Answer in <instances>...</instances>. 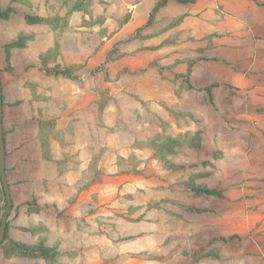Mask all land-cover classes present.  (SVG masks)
<instances>
[{
    "label": "crops",
    "instance_id": "crops-1",
    "mask_svg": "<svg viewBox=\"0 0 264 264\" xmlns=\"http://www.w3.org/2000/svg\"><path fill=\"white\" fill-rule=\"evenodd\" d=\"M101 1L108 13V8H118L123 16L118 20V15L111 18V14H105L104 24H117L115 32L106 35H127L125 40L131 43L130 54L121 65L111 63L115 72L121 66L126 68L124 94L106 93L108 85H113L111 72L107 71L110 64L100 70L94 66L97 52L86 47L79 35V9L67 22V28L78 29L73 32L77 35H64L61 1L52 7L49 0H32L27 14L40 19L41 34L26 35L23 43L11 46L9 71L5 72L8 104H13L18 123L23 122L25 136L24 144L18 145V164L28 170L19 177L22 185L18 194L20 202L23 197L27 205H15L26 217L25 224L16 227L17 232L27 236H20L19 242L32 243L41 235L44 238L39 241L48 249L63 248L72 242L74 256L75 233L78 237L80 232L76 222L82 221L90 230L98 206L105 208L117 202L139 178L138 171L125 174L119 168L103 172L101 168L112 166L114 161L109 159L105 165L97 161V126L103 131L102 147L111 149V138L118 134L108 121L110 110H118L116 105L124 103L132 113L136 110L137 118L150 115L149 110L166 120L157 111L159 108L187 109L182 107L185 102L196 105L206 101L215 108L234 109L236 92L253 94L258 88L255 81L264 79V71L258 72V65H264L262 0H166L155 10L162 0ZM17 2L14 0L11 7L0 5L1 10L9 9V23L19 14ZM52 16L57 23L55 35L50 29ZM108 36L102 38L109 41ZM179 48L182 51L178 52ZM145 55L152 62L144 59ZM191 60L194 62L188 64ZM183 78L186 86L177 91ZM0 85L4 100L3 82ZM191 95L198 98L191 100ZM147 104L149 109L145 108ZM189 111L203 121L216 112L200 113L193 105ZM123 145L116 142L118 159H127L130 154L138 159L147 157L144 146ZM98 171L99 179H91V174L95 177ZM11 198L16 201V197Z\"/></svg>",
    "mask_w": 264,
    "mask_h": 264
},
{
    "label": "rangeland",
    "instance_id": "rangeland-1",
    "mask_svg": "<svg viewBox=\"0 0 264 264\" xmlns=\"http://www.w3.org/2000/svg\"><path fill=\"white\" fill-rule=\"evenodd\" d=\"M60 1L64 4V35H77L73 32L78 29L67 28V22L70 14L79 9L82 13L79 35L86 47L97 52L93 56L94 66L100 70L110 64L107 71L111 72L113 85H108L106 93L124 94L127 88L124 83L128 79L126 68L121 66L115 72L111 63L121 65L130 54L131 43L127 44V35H106L108 31L115 32L117 24L111 21L104 24L103 19L108 13L103 6L105 2L49 0V3L55 7ZM12 2L14 0H0V5L11 7ZM17 3L19 14L10 23L6 17L0 19L5 172L10 197H16V201L11 198L8 232L0 245V264H264V79L255 81L258 88L248 97L237 91L234 109L215 108L213 103L206 101L192 104L200 113L216 111L214 115H208L206 121L195 118L196 114L189 111L192 105L186 102L182 107L187 109L165 111L159 108L157 111L166 120L158 112L149 110L150 115L137 118L136 110L132 113L127 104H117L118 110L107 113L108 121L113 123V132H118L111 138L114 144L111 149L101 146L103 131L97 126V161L101 165L109 159L114 161L112 166L101 168L107 173L119 168L123 173L138 171V182L133 180L134 187L123 192L117 202L108 203L105 208L99 205L90 230L82 221L76 222L80 232L78 237L75 233V256L71 254L72 242L63 248L50 249L47 257L18 255L22 248L18 249L13 243L19 244L20 236H24L16 229L25 224L26 217L15 205H27L23 197L20 202L18 194L22 185L19 177L28 170L18 164L21 159L18 145L24 144L25 136L23 122L18 123L17 113L11 108L13 104H8L5 72L9 71L11 43H23L26 35H40L43 24L28 19L36 18L27 14L32 0H18ZM108 10L111 18L114 15H118V20L123 17L118 8ZM51 20L50 29L55 35V16ZM58 30L61 35L60 27ZM103 36L110 40H104ZM145 58L152 62L149 55ZM193 62L188 61V64ZM261 71H264V65H258V72ZM181 81L177 91L186 86V79ZM191 96V100L198 98ZM149 107L147 104L145 108ZM143 123L146 125L142 126ZM116 142H122L123 148L144 146L147 157L138 159L130 154L127 159H118ZM99 171L95 177L91 174V179L98 180ZM125 178L120 179L124 182ZM196 188L215 189L222 196L199 195ZM4 205L0 184V217ZM43 238L41 235L35 242L21 244L34 246L36 250L43 246L39 241Z\"/></svg>",
    "mask_w": 264,
    "mask_h": 264
},
{
    "label": "trees",
    "instance_id": "trees-1",
    "mask_svg": "<svg viewBox=\"0 0 264 264\" xmlns=\"http://www.w3.org/2000/svg\"><path fill=\"white\" fill-rule=\"evenodd\" d=\"M166 0H162L161 2H159L157 5H156V7L154 8V10L158 7V6H160V5H162L164 2H165ZM176 1H178V2H187V1H189V0H176ZM8 12H9V9L7 8V9H5V10H1V8H0V18H5L7 15H8ZM28 19L30 20V21H40V19L39 18H35V19H32V18H30V17H28ZM15 45H17V43H11V46H15ZM207 93H208V95H209V98H210V92H209V88L207 89ZM210 101H211V99H210ZM3 141H4V148H5V139H4V131H3ZM195 192H196V194H199V195H205V196H215V197H221L222 196V194H221V192L220 191H218V190H215V189H211V188H196L195 189ZM4 197V196H3ZM4 203H5V200H4ZM11 212V211H10ZM9 215H10V213L8 214V217H9ZM8 217H7V221H6V228H5V233H4V237H3V240L1 241V243H0V245H2V243H3V241H4V239L6 238V236H7V232H8V226H9V223H8ZM14 245H16L17 246V248L19 249V248H22V249H20L21 250V252H20V250H19V253H18V255H20V256H23V257H32V256H38V255H42V257H47V256H49V253H50V249H48L47 247H45V246H40V247H38V249H34L33 247L34 246H26V245H23V243L21 244V243H13Z\"/></svg>",
    "mask_w": 264,
    "mask_h": 264
},
{
    "label": "water",
    "instance_id": "water-1",
    "mask_svg": "<svg viewBox=\"0 0 264 264\" xmlns=\"http://www.w3.org/2000/svg\"><path fill=\"white\" fill-rule=\"evenodd\" d=\"M0 184L3 192L5 205L3 213L0 217V243L3 240L6 221L8 214L12 208V201L9 193V186L7 182L6 172H5V148L3 141V126H2V93H1V85H0Z\"/></svg>",
    "mask_w": 264,
    "mask_h": 264
}]
</instances>
